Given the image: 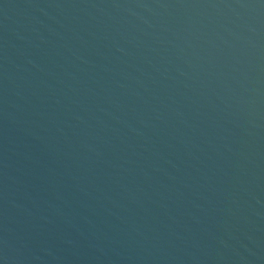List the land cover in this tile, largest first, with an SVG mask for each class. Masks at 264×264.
Segmentation results:
<instances>
[{"label":"water","instance_id":"1","mask_svg":"<svg viewBox=\"0 0 264 264\" xmlns=\"http://www.w3.org/2000/svg\"><path fill=\"white\" fill-rule=\"evenodd\" d=\"M0 264H264V0H0Z\"/></svg>","mask_w":264,"mask_h":264}]
</instances>
